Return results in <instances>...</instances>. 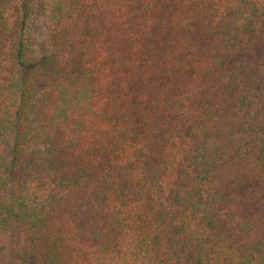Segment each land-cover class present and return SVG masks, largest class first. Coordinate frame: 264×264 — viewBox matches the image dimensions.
Returning a JSON list of instances; mask_svg holds the SVG:
<instances>
[{"label":"trees","instance_id":"16d2710c","mask_svg":"<svg viewBox=\"0 0 264 264\" xmlns=\"http://www.w3.org/2000/svg\"><path fill=\"white\" fill-rule=\"evenodd\" d=\"M0 264H264V0H0Z\"/></svg>","mask_w":264,"mask_h":264},{"label":"rangeland","instance_id":"374dc122","mask_svg":"<svg viewBox=\"0 0 264 264\" xmlns=\"http://www.w3.org/2000/svg\"><path fill=\"white\" fill-rule=\"evenodd\" d=\"M9 14L10 12L7 14V17L10 21ZM28 35L31 40L32 46L39 57V62L33 64L30 68V72L35 74L36 81L33 98L34 101H37L46 89V86L48 84V76L51 72V66L40 61L42 57H44L48 48L46 18H33V20L29 24ZM6 63L7 58L5 55V64Z\"/></svg>","mask_w":264,"mask_h":264}]
</instances>
